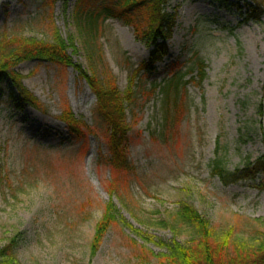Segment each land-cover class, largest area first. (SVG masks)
Here are the masks:
<instances>
[{"label":"rangeland","instance_id":"374dc122","mask_svg":"<svg viewBox=\"0 0 264 264\" xmlns=\"http://www.w3.org/2000/svg\"><path fill=\"white\" fill-rule=\"evenodd\" d=\"M244 1L172 0L178 13L167 53L146 73L139 70L151 49L131 27L100 20L87 37L76 16L95 12L99 0H0V50L59 37L79 70L111 77L129 100L128 169L117 171L104 161L96 96L74 68L14 67L41 111L17 105L8 82L0 86V248L12 243L16 264H159L167 246L195 237L176 219L183 208L219 238L264 237V178L224 186L210 168L215 158L229 172L264 164V15L243 23ZM198 61L201 83L191 79ZM174 75L187 83L161 132V95L150 92ZM64 114L79 123V136ZM107 211L111 221L94 242Z\"/></svg>","mask_w":264,"mask_h":264},{"label":"trees","instance_id":"16d2710c","mask_svg":"<svg viewBox=\"0 0 264 264\" xmlns=\"http://www.w3.org/2000/svg\"><path fill=\"white\" fill-rule=\"evenodd\" d=\"M20 1V0H19ZM96 2L98 0H95ZM172 0H99L95 12L82 11L77 18H84V30L88 38L95 36L96 26L100 20L115 19L133 29L137 40L151 49L147 64L141 65L146 73L153 71V66L162 61L167 53L166 43L170 40L176 26L177 8H171ZM245 19L243 23L258 21L264 15V0H245ZM78 12V11H77ZM93 51L92 48L90 52ZM93 55V52L90 54ZM23 61H38L64 67L74 68L82 79H86L90 89L97 99L94 110L95 120L105 129L107 140V166L120 171L128 169L127 162V134L128 129L125 117V103L123 97L111 77L102 80L94 70L91 77L79 70L67 54V47L59 37L54 38L52 44L27 40L23 42H9L0 50V86L8 82L16 91L17 105L28 106L35 110H43L42 106L21 86V78L14 67ZM198 83L205 77V66L202 61L196 63ZM188 74L193 70H188ZM185 75H174L162 86L153 87L150 94L159 89L161 95L162 125L161 132L174 121L176 107L183 92ZM18 106V107H19ZM61 121L69 132L79 136L78 122L71 116L64 114ZM159 132V131H158ZM211 174L219 179L224 186L236 184L240 181H254L259 175L264 178L263 159L259 158L253 164H246L244 169L229 172L222 161L215 158L211 162ZM264 190V179L261 182ZM98 225L97 241L108 227L111 216L108 214ZM176 219L193 234L194 239L188 246L173 243L166 247V253L158 257L159 264H264V237L251 238L248 241L233 238V232L217 237L209 223L201 218L192 209L183 208L176 213ZM232 238V239H231ZM12 243L0 248V264H16L12 254Z\"/></svg>","mask_w":264,"mask_h":264}]
</instances>
